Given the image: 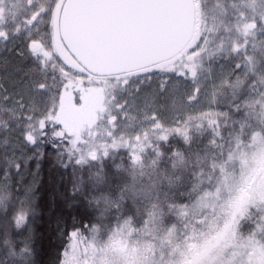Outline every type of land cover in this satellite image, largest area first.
<instances>
[{
    "label": "snow or ice",
    "instance_id": "6c2138e0",
    "mask_svg": "<svg viewBox=\"0 0 264 264\" xmlns=\"http://www.w3.org/2000/svg\"><path fill=\"white\" fill-rule=\"evenodd\" d=\"M0 264H264V0H0Z\"/></svg>",
    "mask_w": 264,
    "mask_h": 264
},
{
    "label": "trees",
    "instance_id": "16d2710c",
    "mask_svg": "<svg viewBox=\"0 0 264 264\" xmlns=\"http://www.w3.org/2000/svg\"><path fill=\"white\" fill-rule=\"evenodd\" d=\"M32 171L35 170L34 165ZM39 175L37 177L36 187L37 198H38V215L36 220V228L38 230V235H42L43 244L48 248L49 244H54L55 240L51 235V230L48 225L50 223V209L52 207L53 200H56L59 204V193L57 185L53 182V177L58 173L55 168L54 159L50 156L45 157L40 163ZM31 181L32 177L29 175L27 177ZM49 251L51 249L49 248Z\"/></svg>",
    "mask_w": 264,
    "mask_h": 264
}]
</instances>
